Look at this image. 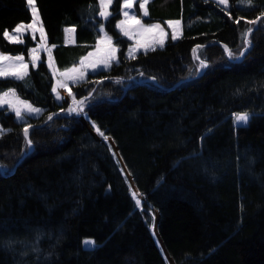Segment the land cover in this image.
<instances>
[{
    "label": "trees",
    "instance_id": "16d2710c",
    "mask_svg": "<svg viewBox=\"0 0 264 264\" xmlns=\"http://www.w3.org/2000/svg\"><path fill=\"white\" fill-rule=\"evenodd\" d=\"M122 2L104 19L98 0H35L56 71L93 49L101 26L119 63L69 85L75 98L95 89L82 116L100 138L59 112L44 53L24 79L0 77V93L40 108L18 120L0 106V264H264V0H149L143 20H178L180 34L131 56L115 27ZM32 17L27 0H0L1 51L28 59L36 37L4 32Z\"/></svg>",
    "mask_w": 264,
    "mask_h": 264
},
{
    "label": "rangeland",
    "instance_id": "374dc122",
    "mask_svg": "<svg viewBox=\"0 0 264 264\" xmlns=\"http://www.w3.org/2000/svg\"><path fill=\"white\" fill-rule=\"evenodd\" d=\"M98 1H99V3H100V0H98ZM135 1L138 2V7H137V8H136V7L134 6V4H133V7H132V8H130V9H125V8L123 7V5H124V0H123V2H122V7H121V9H120V10H121V12H120V13H121V16H120V18L117 20V22H116V24H115L116 29H117V30H118L123 36H125L126 38H128V39L130 40V44L128 45V47H127V51H126V55H127V56H131V55L135 54L136 52H138V51H140V50H145V49H148V48H151V47H154V46H161V45L165 42V40L167 39V37H171V38H172L173 27H175L174 22H175V21H178V20H167V21H165V22H163V23H160V22H147V21H144L143 18L145 17V15H144L143 10L140 9V4L143 3V0H135ZM216 1L218 2V0H216ZM101 10H102V9H101V6H100V11H101ZM107 11L109 12V7H108ZM124 11H128L130 16L134 15V16L138 17V18L140 19L141 24H142L145 28L149 27L150 25H154V24H159V25H160V28H159V29H152L151 31H139V30H136V31H133V32H132L131 36H126V35H124V33L121 31L120 27H118V25L120 24V21L126 19L125 16H124V14H123ZM31 12H32V10H31ZM99 13H100V12H99ZM146 16H147V15H146ZM101 17H102V16H101ZM102 18H104V17H102ZM32 19H33V17H32ZM32 19H31V21H30L29 23H27V24H26V23H19V24H17L12 30L7 31L10 35L13 36V39H12V40H10V39H8V38H7V39L10 40V41H13V42L20 41V40H21V36H22L23 33H25V32H29L32 36L36 37V43H35V45H34L33 47L30 48V50H29V57H28L27 60L24 59V63H26L28 66H29L30 64H32L33 56L36 57V62H37L40 53H44L46 64H47V66H48V69L50 70V73H51L52 77H53V87H52V92H53V88L57 87V81H64L65 83H67V85H68V89L70 88V87H69L70 84H72V83H76V82H73L72 80H68V79H66L64 76L61 75V73L65 72L66 70L71 69V68H73V67L80 68V67H81V61H84V64H85V65H89V64H91V63H93V62H96V61L100 60L101 58H103V57L105 56L107 49L110 48V47H115V48L117 49V47L113 44L112 41H111V45H109V44L107 43V41H106L105 39H103V37L105 36V33H106V32H105V31H103V32L101 31V34H100V36H99V38H98V40H97V43H96V45L94 46V48L91 49V50H90L85 56H83V57L79 60V62H78L76 65L71 66L70 68L65 69V70H62V71H56V70L52 67V65H51V61H50V59H49L48 49H47V48L45 47V45H44V41H45V33H44V31H43V35H42L41 32H39V31L33 32L31 29H27V28H25V29L22 31L21 34L14 33V30L17 28L18 25H20V24H24L25 26H27L28 24L32 23ZM104 19H105V18H104ZM169 22H173V27H169ZM129 26H131L133 29H139V25H135V23H134L133 21H129L128 24L125 25V27H129ZM37 27H39V25H37ZM161 30H162V31H161ZM106 34H107V33H106ZM179 34H180V27L176 30V36H179ZM72 35H73V34H72ZM107 36H109V35L107 34ZM66 38H67V41H68V40H70V39L72 38V36H71V38H69L68 34L66 33ZM161 40L163 41L162 44L159 43V41H161ZM33 49H36V52H35V53L32 52ZM130 50H132V54H131V55H130ZM0 54L6 55V56H9V57L21 56V55H18V54H17V55H11V54H8V53L3 52V51H1V50H0ZM89 54H91V55H89ZM116 57H117V56H116ZM196 58H198V57L196 56ZM198 61H199V67H198V72H199V71H201L204 67H201V61H203V60L198 58ZM203 62H204V61H203ZM3 63H4V64H8L9 61H4ZM17 63H18V62H17ZM204 64H206V63L204 62ZM32 65H33V64H32ZM99 69H104L103 65H98L97 70H99ZM83 70H84V73H85L83 79H85L86 76H87L89 73H93V72H95V71H93V69H92L91 67H84ZM97 70H96V71H97ZM2 77H4V76H2ZM83 79H82V80H83ZM130 80H139V81L146 80V81H148V82L153 81V79H151V78H140V77L130 78ZM79 81H81V80H79ZM77 82H78V81H77ZM9 90H14V89H13V88H8V89H6V90H4L3 92L0 93V96H2L3 93L8 92ZM57 92L59 93L61 99H57ZM57 92H53L55 98H56L58 101L65 100V101L67 102V106H66V108L62 109V110H61V113L65 114V115H76V116H78L83 122H85V124L87 125V127H88V128L90 129V131L94 134V136L99 137V134H97V133H96V132H95V131H94V130H93V129L87 124V123H86L85 119H84L83 116H82V110H79V109H78L76 112H69V111H68L70 107H75V104H74V101H73L72 96H70V95L67 93L68 90H66V89H64V88H57ZM14 93H15L14 96H9V97L7 98V99L9 100V103H7V104H0V106H7L10 110H12V111L14 112L12 105H13L17 100H19V101H22V102H26L27 104L31 105V106L34 107V108H38V109H40L39 107H36V106L30 104L27 100H25V99L19 97L15 90H14ZM89 93H90V92L86 93V95L89 94ZM86 95H85V96H86ZM85 98H86V97H85ZM83 99H84V98H83V96H82V97H80V98H75V101H82ZM14 113H15V112H14ZM22 113H23V118H17V117H16L18 120H20V119H24L25 115H37V114H39V113L29 114V113H27L26 111H24L23 109H22ZM236 114H238V113H236ZM236 114H234V117H235ZM15 116H16V115H15ZM235 121H236V120H235ZM236 123H237V121H236ZM105 137H107V136H105ZM105 137H104V138H105ZM99 138H100V137H99ZM109 138H110V137H109ZM106 140H107L109 143H111V146H113V144H112V142H111V141H112L111 138H110V139L107 138ZM110 140H111V141H110ZM32 145H33V144L31 143V146H32ZM31 146L28 145V149H29ZM113 148H114V146H113ZM114 151H115V153H117V150H115V148H114ZM117 154H118V153H117ZM121 165H122V168H123L125 174H126L127 177H128V180H129V182H130V184H131V188L134 190V192H136L137 190H136V188L134 187L132 181L130 180L131 176H130V174L127 172V170H126V168L124 167V164L122 163V161H121ZM136 193H137V192H136ZM136 199H140V201H141V200L143 199V195L137 193ZM156 211H157V210H156L155 208H153V216H154V218H153V226H152V227H153V232L155 233V236H156V238H157V240H158V242H159V239H160V238H159V236H157V235H158V234L156 233V232H157V229H156V231H155V228H156L155 221H156V218H157V216H156ZM156 234H157V235H156ZM89 241H92V240L89 239ZM159 243H160V242H159ZM160 245H161V247H163L161 243H160ZM163 250H164L163 252L165 253V255L168 257V255L166 254V251H165V248H164V247H163ZM167 259H168V258H167ZM169 260H170V259H169ZM169 260H168V261H169ZM169 264H172V261H171V262L169 261Z\"/></svg>",
    "mask_w": 264,
    "mask_h": 264
},
{
    "label": "snow or ice",
    "instance_id": "6c2138e0",
    "mask_svg": "<svg viewBox=\"0 0 264 264\" xmlns=\"http://www.w3.org/2000/svg\"><path fill=\"white\" fill-rule=\"evenodd\" d=\"M135 0H124V5L123 7L125 9H130L133 7ZM149 0H143V3L140 4V9L143 10L144 15H148L147 9H146V5L148 4ZM27 3L29 4V6H31V10H32V23L28 24L27 26H25L24 24H20L17 26V28L14 30V33L17 34H21L22 31L27 28V29H31L33 32L39 31L41 32V34L43 35V25L42 22L39 19V14L38 11L35 7V0H27ZM113 3V0H100V6H101V11H100V16L104 17L105 19L110 15V13L107 11L108 7ZM218 3L221 5H227L228 4V0H218ZM241 3H245L248 6H251L252 4V0H241ZM124 16H125V20L120 21V24L118 25V27H120L121 31L124 33V35L126 36H131L133 31L139 30V31H151L152 29H159L160 25L159 24H154V25H150L149 27L145 28L141 22L140 19L134 15L130 16L128 11H124ZM129 21H133L135 23V25H139V29H133L131 26L129 27H125L126 24H128ZM237 23H239V20L236 21ZM249 23H255V21H250ZM175 27H173V22H169V27H173V33H172V39L175 40L177 38L176 36V30L180 27V21H175L174 22ZM37 25H39V27H37ZM102 32L104 31L103 26H101L100 29ZM162 31V30H161ZM65 32L68 34L69 38H71L72 34L75 32L74 28H67L65 29ZM251 32V29L248 30L247 33H245V37H247L248 33ZM4 36L10 40L13 39V36L10 35L7 31L4 32ZM103 39H105L107 41V43L109 45H111V41L112 38L110 36H107V34L105 33V36L103 37ZM16 42H23V41H16ZM159 43H163V41H159ZM245 43H249V41L247 39H245ZM225 51L228 53L229 58H233V54L231 52V50L229 49H225ZM33 53L36 52V49L32 50ZM116 52L117 49L115 47H110L107 49L106 54L103 58H101L100 60L93 62L89 65H85L84 61H81V67L80 68H76L73 67L71 69L66 70L65 72L61 73L62 76H64L66 79L68 80H72L73 82H77L79 80H82L84 78V67H91L93 69V71H96L98 68V65H103V67L105 69H108L112 66V62H116L119 63L117 57H116ZM132 54V50H130V55ZM244 52L240 53V56H244ZM91 55V54H89ZM4 61H9L8 64H4ZM18 62V63H17ZM32 64L35 67L36 66V57L33 56L32 59ZM201 67H207L206 64H204L203 61H201ZM28 69V65L26 63H24V58L23 56H15V57H9L3 54H0V77L2 76H11L15 79H24L25 76L28 75L27 72ZM119 82V81H117ZM57 88H64L66 90L69 91V95L72 96L71 91L68 89V85L67 83H65L64 81H57V87L53 88V92H57ZM14 90H9L8 92H5L2 94V96H0V104H7L9 103V100L7 99L9 96H14ZM75 107H70L69 108V112H76L78 109L82 110V106L84 104V101H75V97L72 96ZM57 99H61L59 93L57 92ZM13 110L15 112V115L17 118H23V113H22V109L24 111H26L29 114H33V113H39L40 109L38 108H34L31 105L27 104L26 102H22L17 100L13 105ZM52 117H49V120H51ZM249 119L248 114L247 113H238L235 115V120L237 121L238 124L240 123H246L247 120ZM3 131V130H0ZM97 131L99 132V129L97 128ZM101 135H103V133H100ZM24 135L26 138V142L29 146H31V140L27 139L28 135H29V129L25 128L24 129ZM105 139H107V137H105ZM137 193H133V197L136 198ZM136 203L137 205H139L141 203L140 199H136ZM94 242L92 241H85L86 245H92Z\"/></svg>",
    "mask_w": 264,
    "mask_h": 264
},
{
    "label": "water",
    "instance_id": "95a60500",
    "mask_svg": "<svg viewBox=\"0 0 264 264\" xmlns=\"http://www.w3.org/2000/svg\"><path fill=\"white\" fill-rule=\"evenodd\" d=\"M243 52H244V50H243ZM201 72L202 71H199L196 75H199V74H201ZM139 81V80H138ZM140 82H146V80H142V81H140ZM95 89H92L91 91H90V93L89 94H85V95H83V98H85V97H87V96H89L93 91H94ZM33 144V143H32ZM111 144V143H110ZM33 147H34V144L27 150V152L26 153H28V152H30L32 149H33ZM112 148H113V146H112ZM113 150H114V148H113ZM117 150V149H116ZM115 152V151H114ZM118 153V152H117ZM117 153H115L116 155H117V157H118V159H119V161H120V163H121V158L119 157V154H117ZM130 180L132 181V179L130 178ZM156 226H157V223H156ZM157 229V228H156ZM166 250V249H165ZM167 252V251H166ZM167 257V256H166Z\"/></svg>",
    "mask_w": 264,
    "mask_h": 264
},
{
    "label": "bare ground",
    "instance_id": "6f19581e",
    "mask_svg": "<svg viewBox=\"0 0 264 264\" xmlns=\"http://www.w3.org/2000/svg\"><path fill=\"white\" fill-rule=\"evenodd\" d=\"M107 138L110 139L109 136H107ZM110 141H111V140H110ZM111 142H112V144H113V146H114V148H115V150H116V147H115L114 142H113V141H111ZM159 240H160V239H159ZM160 243L162 244L161 240H160ZM162 246H163V245H162ZM166 254H167V253H166ZM168 259H169V258H168ZM170 262H171V261H170Z\"/></svg>",
    "mask_w": 264,
    "mask_h": 264
},
{
    "label": "crops",
    "instance_id": "0c3cea01",
    "mask_svg": "<svg viewBox=\"0 0 264 264\" xmlns=\"http://www.w3.org/2000/svg\"><path fill=\"white\" fill-rule=\"evenodd\" d=\"M74 41V37H73V35H72V38L70 39V40H68V42L69 43H72ZM47 65V64H46ZM47 68H48V66H47ZM49 70V69H48ZM50 71V70H49Z\"/></svg>",
    "mask_w": 264,
    "mask_h": 264
},
{
    "label": "built area",
    "instance_id": "2783aa9c",
    "mask_svg": "<svg viewBox=\"0 0 264 264\" xmlns=\"http://www.w3.org/2000/svg\"><path fill=\"white\" fill-rule=\"evenodd\" d=\"M59 112L61 113V110ZM61 114H63V113H61Z\"/></svg>",
    "mask_w": 264,
    "mask_h": 264
}]
</instances>
